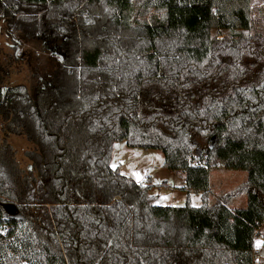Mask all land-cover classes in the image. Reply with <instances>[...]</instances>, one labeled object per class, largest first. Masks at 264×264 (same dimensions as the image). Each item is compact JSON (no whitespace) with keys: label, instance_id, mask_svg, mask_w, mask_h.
Here are the masks:
<instances>
[{"label":"trees","instance_id":"1","mask_svg":"<svg viewBox=\"0 0 264 264\" xmlns=\"http://www.w3.org/2000/svg\"><path fill=\"white\" fill-rule=\"evenodd\" d=\"M0 21L58 55L43 84L4 95L0 49V202L24 217L0 208V264H255L264 26L252 0H0ZM10 135L31 144L29 167ZM118 142L161 151L202 205H155L111 167ZM216 170L246 179L214 199Z\"/></svg>","mask_w":264,"mask_h":264},{"label":"rangeland","instance_id":"2","mask_svg":"<svg viewBox=\"0 0 264 264\" xmlns=\"http://www.w3.org/2000/svg\"><path fill=\"white\" fill-rule=\"evenodd\" d=\"M252 6L256 23L259 27H263L264 0H252ZM15 40L19 41L18 37L16 36L14 39L9 36L3 22L0 21L1 58L10 57L12 61L6 69L8 75L5 84L2 86L4 95L7 87L17 84H26L33 91L39 83L43 84L49 78L53 66L58 60L57 52L53 50L55 47L42 40L30 39L25 43H15ZM16 47L18 51L17 54H14L13 49ZM12 57H18V59L13 60ZM0 136L3 137V134ZM8 140L17 150L16 159L20 166L22 168L29 167V161L25 154L32 149L31 144L24 136L10 135ZM114 163L117 165L116 169L135 181L137 180L133 173H139L142 177L141 182L151 187L150 194L156 198L155 205L157 206L183 207L190 204L193 207H200L202 205L201 193L184 189L185 180L163 167L164 154L161 151L131 148L125 142H118L114 145L111 165ZM145 176L148 178L147 181L144 180ZM245 179V172L225 170L211 172L212 197L216 199L220 194L232 190ZM245 206V197H241L232 204V208H244ZM258 241L261 242L259 248L257 246ZM255 244L258 250L262 251L264 224L256 234ZM255 261V264H264L262 254Z\"/></svg>","mask_w":264,"mask_h":264},{"label":"water","instance_id":"3","mask_svg":"<svg viewBox=\"0 0 264 264\" xmlns=\"http://www.w3.org/2000/svg\"><path fill=\"white\" fill-rule=\"evenodd\" d=\"M0 208L4 211V216L14 221H22L24 219L22 213L19 211L18 207L12 203H1Z\"/></svg>","mask_w":264,"mask_h":264},{"label":"snow or ice","instance_id":"4","mask_svg":"<svg viewBox=\"0 0 264 264\" xmlns=\"http://www.w3.org/2000/svg\"><path fill=\"white\" fill-rule=\"evenodd\" d=\"M121 163H122V161H121ZM111 167L113 168V170H115L117 165L114 163V164L111 165ZM121 175H125V174L121 173ZM133 176L135 177V179L137 180L138 183L141 182L142 177H141V175L139 173H133ZM260 243L261 242H259V241L257 242V246L258 247L260 246Z\"/></svg>","mask_w":264,"mask_h":264},{"label":"built area","instance_id":"5","mask_svg":"<svg viewBox=\"0 0 264 264\" xmlns=\"http://www.w3.org/2000/svg\"><path fill=\"white\" fill-rule=\"evenodd\" d=\"M144 180L146 181L147 178H144ZM262 254V251L258 250L257 248H255V256L256 258H258L260 255ZM258 262V261H257Z\"/></svg>","mask_w":264,"mask_h":264},{"label":"crops","instance_id":"6","mask_svg":"<svg viewBox=\"0 0 264 264\" xmlns=\"http://www.w3.org/2000/svg\"><path fill=\"white\" fill-rule=\"evenodd\" d=\"M144 178H147V176H145ZM147 180H148V178H147ZM139 183H142V182H139ZM255 248H257V247H256V244H255ZM258 248H259V247H258ZM258 248H257V249H258ZM262 257H264V246L262 247Z\"/></svg>","mask_w":264,"mask_h":264}]
</instances>
